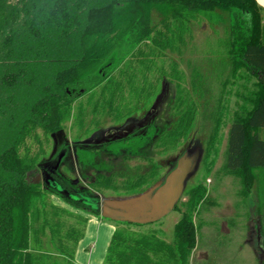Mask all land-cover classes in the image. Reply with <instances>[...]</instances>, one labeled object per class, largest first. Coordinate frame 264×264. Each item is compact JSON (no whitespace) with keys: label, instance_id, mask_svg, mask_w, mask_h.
Returning a JSON list of instances; mask_svg holds the SVG:
<instances>
[{"label":"trees","instance_id":"1","mask_svg":"<svg viewBox=\"0 0 264 264\" xmlns=\"http://www.w3.org/2000/svg\"><path fill=\"white\" fill-rule=\"evenodd\" d=\"M202 20L227 27L218 61L222 72L229 66L232 79L244 72L257 79L255 89L249 96L241 94L244 103L232 113L225 160L217 171L219 178L239 184L237 195L246 202L257 171L264 169V139L258 135L264 128L263 11L256 0H0V113H7L8 104L17 108L19 102L25 109L10 143L0 146V264H78L76 253L89 219L53 203L50 195L101 217L48 185L27 180L28 173L49 160L44 159L38 130L44 139L55 137L57 145L66 141L65 122L72 119L71 128L80 132L74 141L80 144V137L91 138L106 118L124 125L144 117L169 82L175 87V119L154 146L169 151L188 139L201 107L209 103L206 99L200 105L208 84L198 69L188 78L169 54H183L192 26ZM228 84L226 80L223 87ZM221 109L210 116L215 125L204 161L218 137ZM28 139L40 150L32 153ZM68 164L62 167L69 169ZM150 164L148 172L129 176L124 189L139 195L177 165L141 189L158 175L159 165L152 160ZM56 181L78 196L118 188L114 175L99 174L89 187L75 192L68 190L73 181L63 174ZM207 192L198 185L186 192L184 209L180 199L176 202L173 211L182 217L171 243L132 229L142 224L112 220L116 228L103 264H190L201 227L195 215L209 203Z\"/></svg>","mask_w":264,"mask_h":264},{"label":"rangeland","instance_id":"2","mask_svg":"<svg viewBox=\"0 0 264 264\" xmlns=\"http://www.w3.org/2000/svg\"><path fill=\"white\" fill-rule=\"evenodd\" d=\"M154 14V22H156L158 20L157 13ZM192 30V37L188 38L183 54L181 56L169 54V57L174 58L180 64L181 69L186 72L188 78L193 69H198L202 71L208 84V91L201 98L200 105H204L206 99L209 100V103L205 108L201 107L196 127L188 139L181 141L176 148L169 151L156 148L154 146L155 141L144 149L141 148L139 151H133L132 153L120 152L115 154L97 148L88 150L78 145H93L102 138L115 134L121 127L142 121L147 114L144 117L139 115L137 118L129 119L124 126L121 123H115L110 118H106L91 138L86 139L87 136H81L82 142L80 144H75L74 137L79 136L80 132L76 127L71 128L72 119H70L65 122L66 141L69 147L78 146V151L76 154L73 153L72 158L69 159V169L64 166L60 170L65 177L75 182L79 188L89 187V183L94 182L99 174L114 175L118 188L96 194L101 198L125 199L136 194L135 190L124 189L127 185L125 180L129 176L148 172L151 168L150 160L159 165V172L150 184L143 186L141 189L149 188L157 180L162 179L180 158H183L186 164L193 162L194 168L186 176L183 191L179 198L180 206L184 209L182 203L187 200L186 192L198 185L206 187L209 203L200 208L199 213L195 215V222L197 224L201 223V227L198 230L197 245L191 254L189 263L260 264V259L256 257L251 249V244L254 247L257 246L256 239L250 241L246 233L248 207L243 206L245 201L237 195L239 184L233 178H219L217 176V171L221 169L225 160L227 133L232 113L239 105L244 103L241 94L249 96L250 92L255 89L254 84L257 79L248 76L245 72H242L244 74L242 77L232 79L230 78L229 66L222 72V64H219L218 61H220L223 42L226 40L227 27L225 25L210 26L208 22L202 20L200 23L194 24ZM262 40L264 43V37ZM168 62L169 59L166 63ZM226 80H229V84L224 88L223 84ZM15 93L18 94L17 97L21 100L22 95L20 94H22V91L18 90ZM174 97V85L164 82L162 90L157 95L149 112V116H154L155 120V138L169 128L175 119L172 110ZM219 106L223 109H221L222 119L218 137L210 156L207 161H204L207 142L215 125L213 116H210L215 113L216 108ZM24 110V106L19 102L17 108L13 109L12 105L8 104L7 113H0V146L5 143L8 144L17 129L22 125L21 120L25 117ZM38 134L42 139V148L45 151L44 159H51L57 147L56 138L49 136L44 139L42 130H38ZM132 142L135 144L134 149H138L140 146L139 140L134 139ZM26 143L31 148L32 153L40 150V146L33 143L32 139H28ZM24 150V148H21V154L24 153ZM49 199L53 203L89 219L85 237L78 246L76 262L78 264H103L108 244L116 228L115 222L74 208L57 195H50ZM214 200L220 203V208L211 205V201ZM181 217V212L174 210L156 222L133 226L132 229L143 233H155L171 243L174 241L175 225ZM226 233L228 236L223 237Z\"/></svg>","mask_w":264,"mask_h":264},{"label":"water","instance_id":"3","mask_svg":"<svg viewBox=\"0 0 264 264\" xmlns=\"http://www.w3.org/2000/svg\"><path fill=\"white\" fill-rule=\"evenodd\" d=\"M42 165L44 168H50L49 161L42 163L40 167ZM59 167L60 159L52 165L50 173L44 171V184L65 197L80 202L87 209L99 213L103 218L144 225L156 222L173 211L182 194L186 176L194 168V163L186 164L184 159L180 158L176 167L166 175L163 181L139 195L125 199L71 194L51 175L55 174ZM30 174L28 173L27 178ZM41 178L42 175H38L34 183L39 184Z\"/></svg>","mask_w":264,"mask_h":264},{"label":"flooded vegetation","instance_id":"4","mask_svg":"<svg viewBox=\"0 0 264 264\" xmlns=\"http://www.w3.org/2000/svg\"><path fill=\"white\" fill-rule=\"evenodd\" d=\"M150 113L144 117L142 121L130 123V125L126 127H121L115 134L111 135L110 137L102 138L100 141L96 142L93 145H79L80 147L90 149V148H97L104 152L108 153H132L133 151H139L141 148L144 149L150 143L155 141L156 137V130H155V120L154 116H149ZM126 124V123H125ZM124 124V125H125ZM122 125V126H124ZM134 139L139 140L140 146L138 149H134L135 144L132 142ZM131 141V142H130ZM60 145V146H58ZM136 146H138L136 144ZM72 150V153H71ZM78 151V146L69 147L67 141L59 142L56 147L55 153L52 155L51 159H49V167L44 168L38 166V168L30 174L27 178L29 182H35L38 175H42L40 179V183H44V171L50 173V169L54 163H56L60 159V167L58 168L55 174H51L56 180L60 177L61 167L62 164L69 159L72 158V154H76ZM46 161V162H48ZM72 185H68V190L70 192H75L79 187L76 185L75 182L71 183ZM77 187V188H76Z\"/></svg>","mask_w":264,"mask_h":264},{"label":"crops","instance_id":"5","mask_svg":"<svg viewBox=\"0 0 264 264\" xmlns=\"http://www.w3.org/2000/svg\"><path fill=\"white\" fill-rule=\"evenodd\" d=\"M256 1L263 11L262 26L264 37V0ZM258 135L264 139V128L259 131ZM256 174L257 178L253 184L251 194L243 206L248 207L246 233L250 241L256 239L257 242L256 247L251 244L252 252L260 259V264H264V169L258 170ZM240 202L242 203V201ZM211 205L217 206L218 208L221 207L220 203L216 200L211 201ZM225 236H228V234L223 235V237Z\"/></svg>","mask_w":264,"mask_h":264}]
</instances>
